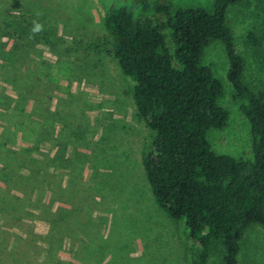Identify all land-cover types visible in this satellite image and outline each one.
I'll return each mask as SVG.
<instances>
[{
  "label": "rangeland",
  "instance_id": "obj_1",
  "mask_svg": "<svg viewBox=\"0 0 264 264\" xmlns=\"http://www.w3.org/2000/svg\"><path fill=\"white\" fill-rule=\"evenodd\" d=\"M154 1L0 0V264H197L183 222L151 192L142 158L154 132L104 26L110 6L138 18L155 13ZM163 1L212 11L214 0ZM225 22L244 82L264 88V0H239ZM202 59L228 110L207 139L216 153L251 158L224 45L211 40ZM239 244L240 264H264V226L249 225ZM222 255L214 242L207 264H223Z\"/></svg>",
  "mask_w": 264,
  "mask_h": 264
},
{
  "label": "trees",
  "instance_id": "obj_2",
  "mask_svg": "<svg viewBox=\"0 0 264 264\" xmlns=\"http://www.w3.org/2000/svg\"><path fill=\"white\" fill-rule=\"evenodd\" d=\"M238 1L214 0L208 11L155 0V13L138 18L112 5L104 20L112 54L133 82L134 103L154 132L142 158L151 192L171 219L183 222L190 246L199 248L197 264H207L214 242L221 244L223 264H240L244 231L254 223L264 226V88L254 91L244 82V61L225 22ZM133 4L150 6L149 0ZM247 37L260 44L253 32ZM211 40L224 45L233 99L250 126L251 158L216 153L207 139L209 129L228 120L219 104L223 84L202 59Z\"/></svg>",
  "mask_w": 264,
  "mask_h": 264
}]
</instances>
